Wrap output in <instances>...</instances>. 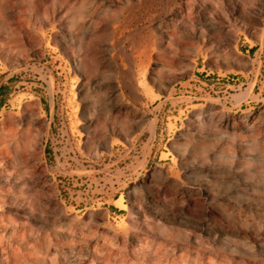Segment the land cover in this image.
<instances>
[{"label":"rangeland","instance_id":"obj_1","mask_svg":"<svg viewBox=\"0 0 264 264\" xmlns=\"http://www.w3.org/2000/svg\"><path fill=\"white\" fill-rule=\"evenodd\" d=\"M0 139V264H264V0H0Z\"/></svg>","mask_w":264,"mask_h":264},{"label":"bare ground","instance_id":"obj_2","mask_svg":"<svg viewBox=\"0 0 264 264\" xmlns=\"http://www.w3.org/2000/svg\"><path fill=\"white\" fill-rule=\"evenodd\" d=\"M4 128V127H3ZM10 128V127H9ZM12 133H13V131H12ZM15 133V132H14ZM14 136H15V134H14ZM5 140H2V139H0V163H2L3 161H6V159H5V157H6V154H7V152L9 153V151H8V146L7 145H5V143H3ZM5 146H4V145ZM7 144V143H6ZM12 150V149H11ZM14 151V150H13ZM12 151V152H13ZM11 153V152H10ZM9 155H12V154H9ZM16 156V155H15ZM16 158V157H15ZM17 159V158H16ZM0 179L2 180H7V181H11V180H8L7 178H2L1 176H0ZM15 187V186H14ZM11 192V191H10ZM13 197V196H12ZM122 203V202H121ZM5 214H6V212H5ZM5 214H4V211H3V214H1L0 213V220H2V221H4V220H6V217H7V214H6V216H5ZM11 220V219H10ZM7 221V220H6ZM4 235L2 234V235H0V244L2 243V241L4 242ZM3 244V243H2ZM1 244V245H2Z\"/></svg>","mask_w":264,"mask_h":264}]
</instances>
